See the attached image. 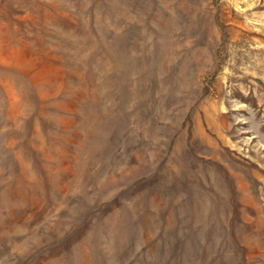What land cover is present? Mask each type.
I'll list each match as a JSON object with an SVG mask.
<instances>
[{
  "label": "rangeland",
  "instance_id": "rangeland-1",
  "mask_svg": "<svg viewBox=\"0 0 264 264\" xmlns=\"http://www.w3.org/2000/svg\"><path fill=\"white\" fill-rule=\"evenodd\" d=\"M0 264H264V0H0Z\"/></svg>",
  "mask_w": 264,
  "mask_h": 264
}]
</instances>
